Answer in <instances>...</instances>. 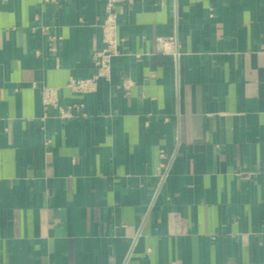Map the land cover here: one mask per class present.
I'll list each match as a JSON object with an SVG mask.
<instances>
[{"label": "crops", "instance_id": "obj_1", "mask_svg": "<svg viewBox=\"0 0 264 264\" xmlns=\"http://www.w3.org/2000/svg\"><path fill=\"white\" fill-rule=\"evenodd\" d=\"M109 1L0 0V264H264V0H116L74 91Z\"/></svg>", "mask_w": 264, "mask_h": 264}, {"label": "built area", "instance_id": "obj_2", "mask_svg": "<svg viewBox=\"0 0 264 264\" xmlns=\"http://www.w3.org/2000/svg\"><path fill=\"white\" fill-rule=\"evenodd\" d=\"M116 0H111L106 6V19L103 24V39L105 46L95 52L93 59L96 67V73L86 80H72L69 87L78 92H91L93 91L98 82L102 79H109L112 69V61L118 55V37H117V19L114 13ZM171 40L172 38H168ZM160 42L165 39L160 38ZM57 92L48 88L45 90L43 100L47 105H56ZM65 117L70 116V112H63Z\"/></svg>", "mask_w": 264, "mask_h": 264}]
</instances>
